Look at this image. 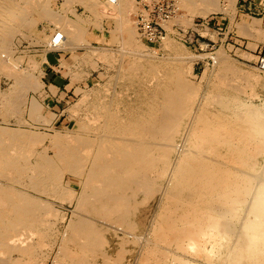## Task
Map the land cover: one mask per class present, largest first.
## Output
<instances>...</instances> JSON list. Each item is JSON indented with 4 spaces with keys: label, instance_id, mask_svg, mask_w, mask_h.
I'll return each mask as SVG.
<instances>
[{
    "label": "bare ground",
    "instance_id": "6f19581e",
    "mask_svg": "<svg viewBox=\"0 0 264 264\" xmlns=\"http://www.w3.org/2000/svg\"><path fill=\"white\" fill-rule=\"evenodd\" d=\"M14 1L0 0V71L15 80L8 94L0 93V114L11 116L18 114L21 99L27 102V96L20 98L24 90L36 92L44 85L40 77L20 70L19 59L13 61L17 46L9 44L12 36L35 27L25 16L26 8L37 19L68 27L84 47L96 37L84 20L54 14L45 1ZM20 1L26 2L24 10L15 4ZM78 1L99 16L121 19L122 31L100 33L106 43L120 46V72L113 87L86 94L89 98L79 104L85 114L78 110L81 115L74 118L76 130L47 137L20 134L16 128L7 136L3 127L7 137L0 132V263L44 264L48 255L43 253L56 244L54 264H125L142 242L137 264H195L186 255L208 264H264V187L256 190L257 183L262 184L257 174L264 164V112L239 99L235 86L241 82L230 84L241 69L219 54L216 83L204 90L186 76L200 58L181 56L183 49L167 37V60H153L141 51L143 44L124 17L127 0H107L105 7L98 0ZM180 1L203 17L222 11L219 0ZM231 3L228 10L235 7V1ZM257 28L246 23L241 29L250 33ZM203 33L217 36L206 27ZM32 63L36 70L39 62ZM31 101L29 110L37 119L43 104ZM52 116H44L42 124H49ZM47 139L57 152L56 167L49 166L46 147L37 148ZM67 174L69 181L64 180ZM40 179L64 185L68 195L63 202L75 203L67 221L66 213L56 210L55 196H37ZM80 186L83 194L93 196H77ZM247 202L249 215L238 231ZM57 219L62 223L58 232Z\"/></svg>",
    "mask_w": 264,
    "mask_h": 264
},
{
    "label": "rangeland",
    "instance_id": "374dc122",
    "mask_svg": "<svg viewBox=\"0 0 264 264\" xmlns=\"http://www.w3.org/2000/svg\"><path fill=\"white\" fill-rule=\"evenodd\" d=\"M9 1H11L10 4H13L15 2L14 0ZM42 1H45L48 4L49 9L52 13L54 12V14L56 13L57 15H61L65 18L68 17L67 19H69L70 21L81 18L82 21L84 20L85 26L87 28H92V34L94 37L96 35V37H93V41H89V48L84 47L73 36L68 27L57 28L58 25H53L55 24L53 22H48L45 19H37L32 15L31 12H29L28 8L24 7V4L26 3L25 1L15 3L19 5L20 10H24L26 8L27 13H25V16L28 21L34 24L35 27L28 34L20 33L18 35L16 34L15 36H12V39L10 38L9 44H13L15 48L17 46V48L15 49V58L13 61H16L15 59H19L18 67L20 68V70L25 72L27 71V73H31V75L37 76L38 78L40 77L39 79L42 80V83L44 85L42 87L43 89L38 88V90L36 89V92L35 90L32 91V89H30L29 91L24 90V92L21 90V92H23L24 94L26 91V94L23 97V93H21L22 96L20 95L21 97H19L25 98L27 96L25 99H23H27V102L25 101L26 104H24L25 102L23 101L22 104L21 99V106L20 108H18V110L20 109V113L17 112L18 114H12L13 117L11 116V114H0V127H2V129L0 128V132L2 131V136H4V138L10 136L9 134L11 133V131L16 128H19L20 131L21 129H23L22 132L16 129L20 134L24 133L33 135L34 133L38 132L41 135L44 134L47 137L53 135L56 131L66 132L70 129L71 131L78 129V121H76L78 119H76L75 116L85 114V110L83 108L79 109V104L82 103V101L86 98H89L94 90L98 91L100 89H105L107 86L113 87V85L115 84V79L120 72L119 67L120 61H122V59L116 54L117 52H120L118 51L120 46L106 43L105 40L100 38V33L105 35L112 31H122L123 24L121 19H118L119 17L112 16L111 14V16H99L92 10H89V8L85 7V5L80 3L78 0H41V2ZM98 1L101 2V5L103 4L102 7L107 3V0ZM230 1L231 0H219V6H221L222 11L212 12L206 17H203L201 15L199 16L197 15V13L195 14L194 11H192L191 13V11L187 9L180 1V11L178 15L174 17L167 26H165L167 30L166 40L170 39L169 41L174 42L179 50L182 51L183 49V54L181 56L184 55V57L186 56V58L197 56L200 58L196 63L192 64L191 68H189L190 66H188L187 64H184L183 66H186L185 69H191V72L189 71V75L186 74V76H188L187 78L189 80H192L191 82L198 86L201 84L200 87L204 90H207L212 86V81L213 84L216 83V71L218 69V66H216L218 65L216 61L217 56H219V54L221 53H224L225 56L227 55L228 58H230L229 61L233 63L234 66L237 67V69H241L242 72H246L243 73V77L245 74H250L251 77L252 75H254L255 78L253 77V79L245 75L244 80H246V77L248 79L247 83L245 84L242 76H240L242 75L240 74L242 73L240 72V70L238 71L237 76L241 81H239L235 76L234 78L239 82L236 83L237 80L234 81L235 79L233 78V80L231 79L232 83L230 84L237 85L241 82L239 86H235L238 87L239 99L243 103H245V105L254 108L262 113L264 112V0H234L235 7L228 10L229 7H231L230 5H232V3L230 4ZM127 4V6L129 7L124 10V17H126L125 19L129 21L131 26H133V30L137 35L136 39L141 40V44H143V49L141 51H143L144 54L153 57V60H167L166 58L169 56V53L166 50L165 46L168 42L166 43V45H164L166 40L163 42L152 43L143 40V38L141 39L139 35L140 31L137 27V18L139 15H141L140 9L142 8L137 5L136 0H127ZM146 12L149 15L147 9ZM232 14L235 17L232 16ZM150 15L152 16L153 14L150 13ZM88 23L93 24L88 25ZM94 23H96L97 25L99 24L100 27L96 29L93 26ZM246 23H252L254 26H258V28L254 29L250 33H245L241 28H243V24ZM195 24L200 26L205 25L207 29L213 31L217 36L211 37V35H206L205 33H203L205 27H196ZM50 38L51 41L49 44L48 41ZM114 49L116 51H114ZM44 55H46V61H43ZM114 57L117 59H113L114 61H116V63H114L111 59ZM32 60L39 62V64L35 66L36 70H32ZM12 77L13 76L9 77L8 74H5V71H0V93H9L13 84H15V80L11 79ZM249 81L250 85L252 83V86H248ZM50 84L59 85V87L56 88L53 85L50 86ZM23 87H25L24 84L21 85V89H23ZM29 88H32V84H30ZM86 94H88L89 96H87ZM85 96L87 97L85 98ZM31 100L38 101V103L43 104L39 115H37L38 118L40 117L39 119H35L31 111L29 110L30 102H32ZM23 107L25 112L24 110L21 111ZM76 107L78 108L76 109ZM78 110L79 112L81 110V114L78 113ZM44 116H52V120L49 121V124L48 122H44V124H42L45 120L43 118ZM37 120H39L40 122ZM3 127L4 130H10L8 134L7 131L3 130ZM51 129L54 130L52 131ZM3 131L7 136L3 134ZM50 141L49 139H47L44 142L43 147L37 146V148L42 149L46 147L45 149H47V158L49 159L48 161L50 164L49 166L54 167V165L56 164L55 156H57V152L50 149L52 146ZM54 153H56V155ZM263 166L264 164L262 165V171L264 170ZM261 170L259 171L260 174L258 173L257 175L262 176H257V182L261 181L262 184L260 185V183H257V185L259 186H255L258 189L254 186L256 190H259L260 186L264 187V171L261 172ZM70 179H72V177L67 174V178L65 176L64 180L69 181ZM54 185L55 184L51 185L43 179H40V182L38 181V187L39 190H41V194H38L37 196H55L57 199L54 201V203L56 202V210L58 209L61 214L66 213L67 221L70 218V215H72L71 212L74 210L75 203L74 205H69L67 201L63 202V200H65L66 196L68 195L66 194L67 192L64 189V185ZM52 186H54L55 188ZM23 187L24 186H18L17 189L23 190ZM54 189L56 190L54 191ZM253 190L254 193H256L254 188ZM77 191V196H93V194H83L85 191L84 188L81 189V186L77 188ZM255 195L256 194H254L253 196ZM251 196L249 197V200ZM251 201L252 199L249 202ZM249 202H247V206L244 207L245 209L243 208L242 210L243 215L241 213V219L239 218L241 222L239 221V223L236 224L237 230L239 228L241 230L242 222H244L248 218L249 214H247V212L249 213ZM154 207L155 205H153L152 209H154ZM246 210L248 211L246 212ZM245 216L247 218H245ZM55 219L56 218H53V221ZM242 219L245 220L242 221ZM61 224L62 223L57 219L55 224L57 232ZM63 224L65 225V223ZM142 244L143 243L141 242L139 248L134 249L131 256L126 259L125 264H137V260L140 257L139 254L141 255ZM47 246L51 248L52 244H48ZM47 246H45L46 249ZM45 248L43 250H46ZM57 248L58 245L56 246L55 244V246H53L51 249H47L48 251H43V255H48V260L46 259L44 264H54V261L56 259L55 254L57 253L56 251H58ZM13 257L18 258V255L14 254ZM194 257L191 255L185 256L186 260H189L188 262L190 263L192 262L195 264H208L202 258Z\"/></svg>",
    "mask_w": 264,
    "mask_h": 264
},
{
    "label": "built area",
    "instance_id": "2783aa9c",
    "mask_svg": "<svg viewBox=\"0 0 264 264\" xmlns=\"http://www.w3.org/2000/svg\"><path fill=\"white\" fill-rule=\"evenodd\" d=\"M141 15L137 18L139 35L152 43L163 42L167 37V26L180 11L179 0H136ZM149 12V15L146 12ZM153 14L152 16L150 15ZM196 27H205L196 25ZM1 89V86H0Z\"/></svg>",
    "mask_w": 264,
    "mask_h": 264
},
{
    "label": "crops",
    "instance_id": "0c3cea01",
    "mask_svg": "<svg viewBox=\"0 0 264 264\" xmlns=\"http://www.w3.org/2000/svg\"><path fill=\"white\" fill-rule=\"evenodd\" d=\"M52 85H53V86H55L56 88H58V87H59V85L50 84V86H52Z\"/></svg>",
    "mask_w": 264,
    "mask_h": 264
}]
</instances>
